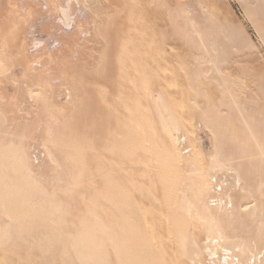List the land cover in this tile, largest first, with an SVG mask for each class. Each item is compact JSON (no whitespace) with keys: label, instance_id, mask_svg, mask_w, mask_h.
<instances>
[{"label":"bare ground","instance_id":"obj_1","mask_svg":"<svg viewBox=\"0 0 264 264\" xmlns=\"http://www.w3.org/2000/svg\"><path fill=\"white\" fill-rule=\"evenodd\" d=\"M205 1L0 0V264H264V67Z\"/></svg>","mask_w":264,"mask_h":264},{"label":"rangeland","instance_id":"obj_2","mask_svg":"<svg viewBox=\"0 0 264 264\" xmlns=\"http://www.w3.org/2000/svg\"><path fill=\"white\" fill-rule=\"evenodd\" d=\"M205 3L210 8L213 6L212 0H206ZM152 7H155L154 15L158 16L162 21L160 23L161 24L160 27H163V28H165L164 30H166V28L169 27L170 25H168L166 22V17L164 15V8L162 6L160 7V6H154V5H152ZM214 12L218 16L226 17L231 21L239 20L241 22L242 26L247 31V33L250 35L251 39L255 42L256 46L258 47V61L251 64L248 62L246 56H243V57L240 56L242 58L236 57V59L233 60L235 62L232 65L231 64L229 65V66H233L231 68V71L235 70V69L238 71H243L244 69H248L251 66L254 67L256 69V71L260 70V68H263L264 67V44L262 43V41L260 40V38L256 34V32H255L253 26L251 25L250 21L245 17L244 11H243L241 5L239 4V2L237 0H222L221 2H219L217 4V9H214ZM155 24H156V22H154V25ZM169 30H171V26L169 27V29L167 28L166 31H169ZM173 39L177 40L178 38H173ZM173 39L170 40V42L173 41ZM177 41H179V40H177ZM174 42L176 43V41H174ZM176 45H177V43H176ZM174 52L180 54V53H182V48L174 49Z\"/></svg>","mask_w":264,"mask_h":264}]
</instances>
